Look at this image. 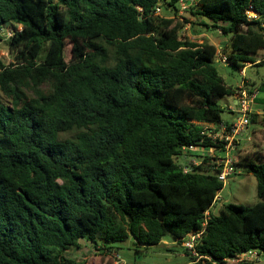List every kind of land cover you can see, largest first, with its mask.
<instances>
[{
    "label": "trees",
    "instance_id": "trees-1",
    "mask_svg": "<svg viewBox=\"0 0 264 264\" xmlns=\"http://www.w3.org/2000/svg\"><path fill=\"white\" fill-rule=\"evenodd\" d=\"M178 3L0 0V32L13 31V61L0 57V264H86L67 255L81 241L110 256L113 243L171 236L181 247L202 229L200 258L183 247L188 264L258 262L232 260L264 253V159L238 163L259 201L219 213L217 174L183 169V147L201 146L203 126L223 122L219 98L238 88L220 76L215 44L181 38L174 18L155 13ZM190 13L230 36L229 64L264 65L252 59L264 51V0H198ZM251 124L264 132V111Z\"/></svg>",
    "mask_w": 264,
    "mask_h": 264
},
{
    "label": "rangeland",
    "instance_id": "rangeland-1",
    "mask_svg": "<svg viewBox=\"0 0 264 264\" xmlns=\"http://www.w3.org/2000/svg\"><path fill=\"white\" fill-rule=\"evenodd\" d=\"M195 6V4H193ZM192 7V6H191ZM181 10L175 13L171 7H161L159 16L174 18L182 28L180 30V37L183 39H190L193 41H201L204 37L208 39L222 50L226 44L230 47V36L223 35L219 30H205L200 24V19L190 13V8ZM189 21L188 23L186 21ZM21 29V26H18ZM12 28L10 25H5L0 32V57L9 64L13 61V56L8 50L6 40L12 36ZM207 34V35H205ZM70 56V48L67 49V58ZM264 56V51H260L257 55L252 56L253 60L261 59ZM248 65V64H247ZM217 69L220 76L224 79L228 86L239 87L242 83L245 86H254L259 89V101L264 100V65H253V63L245 68L244 74L240 69L227 63L216 62ZM250 85V86H249ZM218 103L223 108L221 118L223 122H232L236 116L233 112L228 110V107H234V98L232 96L220 97ZM261 115V114H260ZM252 141L247 143L242 150L240 162H244L246 158H262L264 159V132L255 125H251ZM75 136V132L64 134L63 139H70ZM191 157H182V163L188 164ZM240 173L230 179V181L219 192L220 197L215 206V212L219 213L223 204H243L245 206H252L259 201L257 196V181L256 178L247 173L244 165H239ZM171 236L165 237L160 244L148 248H137L132 244V239L122 243H113L112 246L116 248L117 255L121 258V262L117 260L115 255H99L96 250L85 241H81L82 248L79 250H71L67 255L73 259H77L86 264H188L189 258L183 251V247L174 243ZM139 249V252L136 250ZM173 249V250H172Z\"/></svg>",
    "mask_w": 264,
    "mask_h": 264
},
{
    "label": "built area",
    "instance_id": "built-area-1",
    "mask_svg": "<svg viewBox=\"0 0 264 264\" xmlns=\"http://www.w3.org/2000/svg\"><path fill=\"white\" fill-rule=\"evenodd\" d=\"M198 0H179V7L181 10H187L189 7L197 5ZM161 6L155 8V13L159 15ZM250 18H257L258 15L254 11H247ZM263 35H264V21L262 22ZM221 32V31H220ZM264 56L259 59L263 61ZM216 62L227 64L229 63L228 56L224 51L218 47ZM250 64V62H247ZM246 63V64H247ZM242 74L245 68L241 69ZM257 91L245 86L244 83L239 85L237 93L232 96L236 100V105L232 107V111L236 116L232 122H222L219 124H205L201 131L202 139L199 145L184 146L183 157H191L188 164H183L184 172H191L194 167L203 166L213 170L217 174L218 180L225 186L232 177L240 173L238 163L243 148L247 143L252 141L251 117L254 112L253 104L255 102ZM205 142H210L211 146H205ZM219 194V193H218ZM220 197L217 196V200ZM210 218V210L204 213L203 226L205 227L208 219ZM204 229L192 232L182 239V247L186 248L191 254L200 258L196 252V246L201 240ZM117 260L121 262V258ZM243 261H261L264 262V253L256 250L244 252L234 260L233 263H240ZM122 264H125L122 261Z\"/></svg>",
    "mask_w": 264,
    "mask_h": 264
},
{
    "label": "crops",
    "instance_id": "crops-1",
    "mask_svg": "<svg viewBox=\"0 0 264 264\" xmlns=\"http://www.w3.org/2000/svg\"><path fill=\"white\" fill-rule=\"evenodd\" d=\"M205 35H207V34H205ZM209 38V37H208ZM218 46V45H217ZM248 64V63H247ZM246 64V67L245 68H247V66H249V65H251L252 63L250 62V64H248L247 65ZM241 71V70H240ZM242 73V72H241ZM253 87V89L254 90H256L257 91V95H256V99H255V102H254V104H253V110H254V112L253 113H256V114H263V111H264V100H260L259 101V89H256L254 86H252ZM234 98V97H233ZM234 105H236V100L234 99ZM228 110L229 111H231V112H233L232 111V107L231 106H229L228 107ZM175 243V242H174ZM173 243V244H174ZM256 264H264V262H261V261H259V262H257Z\"/></svg>",
    "mask_w": 264,
    "mask_h": 264
},
{
    "label": "water",
    "instance_id": "water-1",
    "mask_svg": "<svg viewBox=\"0 0 264 264\" xmlns=\"http://www.w3.org/2000/svg\"><path fill=\"white\" fill-rule=\"evenodd\" d=\"M159 219L162 220V215H160Z\"/></svg>",
    "mask_w": 264,
    "mask_h": 264
}]
</instances>
